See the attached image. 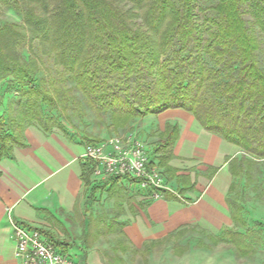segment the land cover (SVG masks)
<instances>
[{"label": "trees", "instance_id": "1", "mask_svg": "<svg viewBox=\"0 0 264 264\" xmlns=\"http://www.w3.org/2000/svg\"><path fill=\"white\" fill-rule=\"evenodd\" d=\"M9 1L21 3L23 22L0 25V83L10 78L20 89L6 122L0 114V161L24 146L26 127L63 131L47 110H77L76 99L55 82L36 85L46 57L96 115L110 116L115 131L181 109L241 148V158L226 160L233 227L208 238L230 244L240 257L255 253L250 237L261 224L249 226L242 187L264 199V0H120L127 10L113 0ZM174 132L168 126L165 134ZM170 147L164 141L162 149Z\"/></svg>", "mask_w": 264, "mask_h": 264}, {"label": "crops", "instance_id": "2", "mask_svg": "<svg viewBox=\"0 0 264 264\" xmlns=\"http://www.w3.org/2000/svg\"><path fill=\"white\" fill-rule=\"evenodd\" d=\"M137 123L148 131L141 139L150 138L155 127L161 143L171 142L167 151L147 148H153L150 161L179 200L165 193L152 201L128 178L110 180L102 188L108 181L96 179L92 162L83 157L87 140L72 139L58 129L46 133L37 125L26 127L24 146L0 161V264H18L8 216L42 230L73 264H123L131 252L153 257L160 249L152 247L178 240L187 229L208 237L224 226L233 227L226 204L233 178L226 160L241 158L242 149L206 131L181 109L148 115ZM168 126L175 129L173 135L165 134ZM104 201L110 210L97 212ZM110 237L118 239L117 246L103 251L100 242ZM183 248L173 252L182 256Z\"/></svg>", "mask_w": 264, "mask_h": 264}, {"label": "rangeland", "instance_id": "3", "mask_svg": "<svg viewBox=\"0 0 264 264\" xmlns=\"http://www.w3.org/2000/svg\"><path fill=\"white\" fill-rule=\"evenodd\" d=\"M6 1L7 5L0 2V25L3 23L21 24L23 22L21 3L15 5L9 0ZM113 1L124 10L130 8V6H125L124 3H121L120 0ZM22 53L25 59L31 56L27 45L23 46ZM39 68L40 70L36 77L37 86L45 85L47 88V83L53 81L57 86L65 90L67 96L75 98L79 104L76 111L68 110L67 112H63L60 108L47 110V107L43 105V110H47V115L52 116L62 125L63 132L66 136L72 139H74V137L81 138L85 141L87 140V145H95L105 139L130 133L136 134L137 139L142 140L146 146L153 145L155 149L162 147L161 145L164 144L157 139L158 132L155 127L151 129L150 138L145 137L146 139H141L140 134L143 133L147 135L148 131H144L142 127H139L141 123L139 124L137 122L140 118L132 120L124 129L115 131L111 127L110 116L108 114L96 115L87 106L81 93L71 90L73 88V83L70 82L66 76L60 74V70L53 65L52 60L43 57ZM19 89L20 87L14 84L10 78L0 83V114L3 116L5 122L7 121L6 113L9 103L12 99L17 97ZM147 150L148 156L151 159L153 156L151 154L153 148H147ZM261 167L262 175L264 176V161L261 163ZM262 175L260 183L264 191V177ZM109 183L110 180L105 183L102 188H105ZM242 190L245 218L249 226L252 227L254 222H259L261 224V228H254V230L259 233L250 237V241H252V244L256 247L255 253L248 257H240L230 244L219 243L215 246L205 234L200 233L196 229H187L188 231L178 240L175 239L176 237L170 238L167 242L152 247L160 249L153 257L137 256L135 253L133 254L131 252L124 257V260L122 259L123 264L124 262L125 264H264V199H256L252 187H242ZM262 190H260V192ZM98 207L96 211L99 213L101 211L110 210L106 201H104L103 204L99 202ZM117 240L118 239H115V237L103 239V241L100 242L102 246L101 249L103 251L106 249L107 251L111 248H115L117 246ZM120 240L129 249H134V246L128 239L121 237ZM200 243H203L208 248L201 247ZM177 247H185L188 249L182 256H177L176 253L178 252H173ZM114 259L115 258H112V260ZM112 260H109V262ZM113 264L118 263L113 261Z\"/></svg>", "mask_w": 264, "mask_h": 264}, {"label": "built area", "instance_id": "4", "mask_svg": "<svg viewBox=\"0 0 264 264\" xmlns=\"http://www.w3.org/2000/svg\"><path fill=\"white\" fill-rule=\"evenodd\" d=\"M83 157L92 162L93 175L100 181L107 182L112 178L134 180L152 201L162 199L165 193L178 195L151 163L146 144L137 139L136 134H123L86 145ZM8 224L18 264H73L69 254L63 253L57 242L42 230L17 223L10 216Z\"/></svg>", "mask_w": 264, "mask_h": 264}]
</instances>
